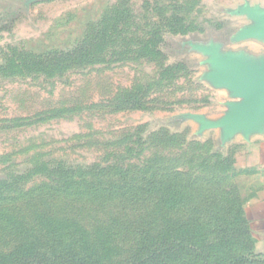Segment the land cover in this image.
Returning <instances> with one entry per match:
<instances>
[{"label": "rangeland", "instance_id": "obj_1", "mask_svg": "<svg viewBox=\"0 0 264 264\" xmlns=\"http://www.w3.org/2000/svg\"><path fill=\"white\" fill-rule=\"evenodd\" d=\"M262 15L0 0V264H264L250 180L207 124L231 111L218 62L264 63Z\"/></svg>", "mask_w": 264, "mask_h": 264}, {"label": "crops", "instance_id": "obj_2", "mask_svg": "<svg viewBox=\"0 0 264 264\" xmlns=\"http://www.w3.org/2000/svg\"><path fill=\"white\" fill-rule=\"evenodd\" d=\"M227 98L231 110L235 104L243 101V97L237 96L233 90ZM228 113L229 111L224 116ZM218 129L227 132L228 148L233 153L234 165L246 173L250 188H253L246 211L256 248L264 255V114L257 129L239 128L231 133L227 131V127Z\"/></svg>", "mask_w": 264, "mask_h": 264}, {"label": "water", "instance_id": "obj_3", "mask_svg": "<svg viewBox=\"0 0 264 264\" xmlns=\"http://www.w3.org/2000/svg\"><path fill=\"white\" fill-rule=\"evenodd\" d=\"M263 22L255 32L264 34ZM219 61V60H218ZM221 66L228 67L223 80L228 82L231 90L243 101L235 104L232 110L217 122H207L215 127H227L229 133L244 128L257 129L264 114V63L259 65L243 64L235 59L219 61Z\"/></svg>", "mask_w": 264, "mask_h": 264}, {"label": "trees", "instance_id": "obj_4", "mask_svg": "<svg viewBox=\"0 0 264 264\" xmlns=\"http://www.w3.org/2000/svg\"><path fill=\"white\" fill-rule=\"evenodd\" d=\"M248 227H249L248 230H249L250 234H252L251 227H250V223H248ZM252 252H253L252 255L255 256V257H260V258H263L264 257V255L261 254V253H255L254 252V248H253V251ZM247 260H248V257H246V256H239V257H237V258L234 259L233 264L234 263H238V261L239 262L240 261L242 262V261H247Z\"/></svg>", "mask_w": 264, "mask_h": 264}]
</instances>
